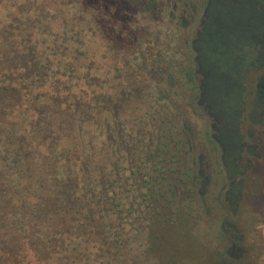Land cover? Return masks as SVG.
I'll return each mask as SVG.
<instances>
[{"label": "trees", "instance_id": "16d2710c", "mask_svg": "<svg viewBox=\"0 0 264 264\" xmlns=\"http://www.w3.org/2000/svg\"><path fill=\"white\" fill-rule=\"evenodd\" d=\"M134 9L0 0V264L158 262L165 150L139 123L168 96Z\"/></svg>", "mask_w": 264, "mask_h": 264}, {"label": "rangeland", "instance_id": "374dc122", "mask_svg": "<svg viewBox=\"0 0 264 264\" xmlns=\"http://www.w3.org/2000/svg\"><path fill=\"white\" fill-rule=\"evenodd\" d=\"M188 1L171 0L161 5V0H155L159 4L154 8L158 16L152 18L147 12L146 17L142 10L136 14L145 28L142 32L146 34L145 46L151 48L150 57L162 59L148 70L151 87L168 96L165 106L152 107L157 108L156 112L161 110L160 117L154 118V110L145 124L139 123L140 127L148 123L152 145L164 146L165 150L166 180L157 183L165 197H157L160 215L152 221L153 235L162 238L158 262L154 264H264V117L258 115L257 87L264 66H259L254 55L255 66L244 74L236 118L244 146L239 152V168L232 172L224 163L220 143L213 137L214 110L197 103L200 89L196 84L203 75L197 74L196 83H187V66L192 63L194 72L196 63V53L192 44L186 42L187 36L190 40L197 38L202 30L198 19L204 10L203 6L197 7L196 19L184 26L179 15L184 9L187 14L192 13V4L196 3L191 0L192 4L186 7ZM174 3L178 4V11L177 18L172 19ZM255 9L250 13L252 17L258 16ZM131 27L135 28L134 23ZM92 51L97 52L96 48ZM109 54L112 59L113 54ZM119 66L123 69L122 64ZM125 81L135 82V77ZM192 87L199 91H192ZM143 111L138 108L139 114ZM139 119L138 113L133 116V121ZM252 145L255 148L249 149ZM232 189L238 193L236 198L228 195ZM233 243L241 250L222 258L223 250Z\"/></svg>", "mask_w": 264, "mask_h": 264}, {"label": "flooded vegetation", "instance_id": "af4514ba", "mask_svg": "<svg viewBox=\"0 0 264 264\" xmlns=\"http://www.w3.org/2000/svg\"><path fill=\"white\" fill-rule=\"evenodd\" d=\"M118 1L110 0V5L115 6ZM132 1L136 12L142 10L144 16L147 12L152 18L158 16L154 8L159 4L156 5L155 0ZM166 1L161 0V5H164ZM190 1L185 2L186 7L192 4ZM195 1L196 3L192 4L194 5L192 13L187 14V10L184 9L179 17L181 23L188 27L196 19L197 9L204 7L198 19V26H202V30L198 31L197 38L190 40V36H187L186 41L192 44L196 53L194 78H197L199 73L203 75L200 83L196 84L200 89L197 103L206 104L208 108L214 110L215 117L211 121V128L216 134L213 137L224 151V163H227L230 171L236 172L239 168L237 162L241 159L239 152L244 146L240 141L236 120L244 91V74L250 67L255 66L254 55L261 63L259 66H264V0ZM256 7L258 16L252 17L251 11ZM176 11H178V4L174 3L170 15L172 19L177 18ZM226 20L231 22L226 23ZM257 51L258 54H256ZM191 64L187 66L188 76L192 69ZM257 87L260 106L258 115L264 117V75L260 77ZM248 148H255V146ZM229 194L234 198L238 195L233 189L228 192ZM240 250L233 243L228 253L235 255V252Z\"/></svg>", "mask_w": 264, "mask_h": 264}]
</instances>
